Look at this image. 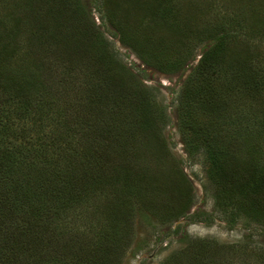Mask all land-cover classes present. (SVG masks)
Here are the masks:
<instances>
[{
	"label": "trees",
	"instance_id": "obj_1",
	"mask_svg": "<svg viewBox=\"0 0 264 264\" xmlns=\"http://www.w3.org/2000/svg\"><path fill=\"white\" fill-rule=\"evenodd\" d=\"M13 1L14 9L21 12L6 21L3 18L8 12L0 16V26H5L0 33V264H122L135 235L130 212L125 211L120 220L117 211L110 209L103 222H89L85 225L90 230L86 235L96 234L90 241L76 236L81 232L70 225L68 217L79 213L81 206L90 202L89 194L103 183L97 176L87 177V173L89 166L96 170L91 161L103 147L102 140L121 135L117 130L118 103L113 100L116 90L122 91L125 85L128 92L140 79L129 72L123 74L120 53L83 1L0 0V7L6 8ZM162 9L164 24L177 29L180 21L171 19L169 10L161 4ZM19 14L41 17V27H33L35 30L22 42L28 51L39 48L41 55L30 52L31 62L24 63L25 68L16 61L15 45L20 43L16 40L26 26ZM106 20L117 30L121 43L148 67L163 74L185 69L188 62L184 60L166 61L154 51L134 46L121 20L123 30L112 18ZM8 26H12L10 31ZM179 31H183L182 26ZM230 31L223 25L221 33L206 46L180 90L178 101L182 109L183 96H197L209 113L208 121H214L219 130L212 136L201 128L204 124L192 125L189 129L195 144L186 139L187 132L180 124L187 154L191 158L202 156L208 166L209 182L215 186V199L219 204L225 202L231 215L228 226L233 228L243 217L264 221V161L251 159L252 163L242 171L232 160V152L228 154L224 147H235V140L243 139L251 151L254 141L262 139L260 136L264 140V119L262 133L257 136L255 123L241 111L229 117L221 115V111L231 108L229 101L236 95L229 83L245 71L242 61L232 62L234 67L222 65L220 55L224 54L223 45L230 39ZM213 73L217 74L214 79ZM254 83L257 86L256 78ZM223 87L227 95L221 91ZM132 92L139 100L143 121L151 122L153 116L158 119L159 114L163 124L168 123L164 109L157 108L152 89L143 87L140 92ZM57 94L61 97L51 99ZM61 99L69 101L68 108L57 105L55 100ZM83 110L89 117H83ZM42 115L51 119L49 134V124L39 118ZM128 128V133H136L133 124ZM220 136L228 143L223 147L216 141ZM117 167L120 166L115 165L114 177L125 181V194L131 191L135 195L128 181L131 171L125 166ZM78 182L87 184L86 188L78 187ZM192 208L183 209L181 217ZM198 217L195 213L190 219Z\"/></svg>",
	"mask_w": 264,
	"mask_h": 264
},
{
	"label": "rangeland",
	"instance_id": "obj_2",
	"mask_svg": "<svg viewBox=\"0 0 264 264\" xmlns=\"http://www.w3.org/2000/svg\"><path fill=\"white\" fill-rule=\"evenodd\" d=\"M81 1L105 37L120 53L118 61L124 67L123 74H134L140 79V83L128 88V92L125 85L122 91L116 90L113 100L118 103L120 125L117 130H120L121 135L102 140L103 147L91 161L96 170L89 166L87 177L97 176L103 183L92 189L94 192L89 194L90 202L82 205L79 213L68 217L70 225H74L81 232L76 236L81 235V238L83 236L90 241L96 234L87 236L90 230L85 225L89 222H103L110 209L117 211V218L120 220L127 211L130 212L129 220L135 235L131 246L124 252L122 264H264V221L254 222L250 217H243L230 228V212L227 211L225 202L221 201L219 204L215 199V186L210 184L207 175L208 166L204 165L202 156L191 158L185 150L181 123L187 132L186 139L195 144L197 143L193 132L189 129L192 125L204 124L201 128L214 136L215 132H219L216 124L208 121L210 116L205 105L196 100L198 97L194 94L183 96L185 104L182 109L178 101L180 90L200 61L206 46L221 33L224 25L231 29V37L223 45L224 54L220 55L222 65L234 67L232 62L242 61L241 67L245 71L242 77L234 78L229 83L236 90V95L229 101L231 108L221 111V115L229 117L241 111L255 123V134L258 136L262 133L264 0ZM12 3L14 1L9 2L11 5L6 8L0 7V16L8 12L3 18L4 21L21 12L19 9L15 10ZM161 4L169 10L167 13L171 19L179 20L183 25L179 22L177 29H169V25L166 26L165 21L163 22ZM18 17L25 20L26 26L16 40L20 42L15 45L16 61L25 68V64L29 65L31 62V54L41 55L39 48L33 47L28 51L22 44L35 30L33 27H41V17L38 16L37 19L33 14H28L27 17L19 14ZM109 17L114 23H122L125 28L128 27L127 32L131 33L134 46L154 51L160 59L166 61L184 60L188 62L185 69L177 73L163 74L145 65L121 43L117 30L106 20ZM235 23L238 25L233 26ZM181 26L182 32L179 31ZM4 27L0 26V33ZM120 27L123 30L121 25ZM11 28L12 26L9 31ZM216 77L217 74L213 73L212 79ZM255 78L257 86L254 83ZM143 87L152 89L157 108L164 109L167 116L166 125L159 114L158 119L153 116L151 122L143 121L139 100L132 92V89L140 92ZM221 91L228 94L225 87ZM59 97L60 94H57L56 98L51 96V99ZM234 100H238V103L231 102ZM55 102L59 107L64 105L68 108L67 100ZM81 113L83 117H89L88 112L83 110ZM117 115H112V118ZM65 117H69L68 114L65 113ZM39 118L49 124V134L52 125L50 117L42 115ZM129 124L136 127V133H128ZM260 138L262 139L253 142L251 151L243 144V139L235 140V147L226 145L228 143L221 136L216 141L222 147L226 145L224 148L229 150L228 154L232 152V160L244 171L252 163L251 159L264 161L263 136ZM115 165L120 166L117 169L124 166L129 168L131 179L128 178V181L136 196L131 191L125 194V181L117 180L113 175ZM84 176L85 174L82 175L83 178ZM86 185L77 183L81 189H85ZM188 206L193 208L181 217V212ZM195 213L199 217L190 219ZM86 242L91 246V243ZM170 257L173 258L169 262Z\"/></svg>",
	"mask_w": 264,
	"mask_h": 264
}]
</instances>
